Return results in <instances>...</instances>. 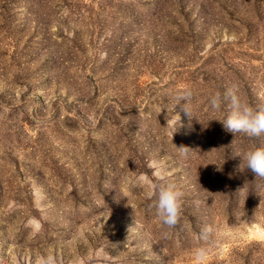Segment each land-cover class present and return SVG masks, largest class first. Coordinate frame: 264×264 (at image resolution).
Masks as SVG:
<instances>
[{
  "label": "rangeland",
  "instance_id": "rangeland-1",
  "mask_svg": "<svg viewBox=\"0 0 264 264\" xmlns=\"http://www.w3.org/2000/svg\"><path fill=\"white\" fill-rule=\"evenodd\" d=\"M232 85L264 105V0H0V264H195L201 244L206 264H264V180L240 166L264 135L209 104ZM152 160L183 193L174 229Z\"/></svg>",
  "mask_w": 264,
  "mask_h": 264
},
{
  "label": "clouds",
  "instance_id": "clouds-1",
  "mask_svg": "<svg viewBox=\"0 0 264 264\" xmlns=\"http://www.w3.org/2000/svg\"><path fill=\"white\" fill-rule=\"evenodd\" d=\"M175 99L177 101L176 105H180L181 110L190 117V109L194 99L191 88L185 86L183 91L176 94ZM209 104L212 110L222 114V119L218 122L226 132L231 133L233 136L239 133H243L250 138L264 135V105L253 107L242 101L235 85L229 87L224 93L217 91L212 94ZM225 104H227V109H225ZM172 117L174 119L170 121L171 137L177 131L180 120L179 115ZM167 123L169 121H166ZM173 147L185 159L192 152L184 145L177 147L173 144ZM241 164H243L246 171L264 180V147H252L244 151L240 158V166ZM149 167L153 169L152 176L143 177L147 181V196L153 201L152 206L161 225L167 229H174L180 220L183 193L167 179L166 170L158 161H150ZM124 179L126 183H132L127 176ZM211 230L210 226H204L199 233H196L197 239L207 240ZM169 235V232L163 233L164 238H168ZM209 252L210 248L203 244L194 248L192 256L195 264H206ZM96 256L101 264H106V256L109 259L111 258L104 248L98 249ZM37 264H57V262L53 256H41Z\"/></svg>",
  "mask_w": 264,
  "mask_h": 264
}]
</instances>
